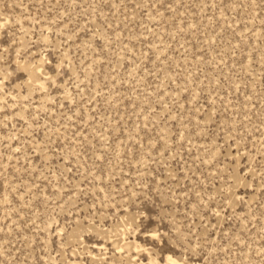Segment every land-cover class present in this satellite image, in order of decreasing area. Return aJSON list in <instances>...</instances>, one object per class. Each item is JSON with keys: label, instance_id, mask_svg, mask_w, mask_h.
I'll return each mask as SVG.
<instances>
[{"label": "rangeland", "instance_id": "374dc122", "mask_svg": "<svg viewBox=\"0 0 264 264\" xmlns=\"http://www.w3.org/2000/svg\"><path fill=\"white\" fill-rule=\"evenodd\" d=\"M174 261L264 264V0H0V264Z\"/></svg>", "mask_w": 264, "mask_h": 264}, {"label": "bare ground", "instance_id": "6f19581e", "mask_svg": "<svg viewBox=\"0 0 264 264\" xmlns=\"http://www.w3.org/2000/svg\"><path fill=\"white\" fill-rule=\"evenodd\" d=\"M168 261H170V262H171L172 260H171V259H168ZM150 263H152V262H150ZM173 263H174V264H176V262H175V261H174Z\"/></svg>", "mask_w": 264, "mask_h": 264}]
</instances>
